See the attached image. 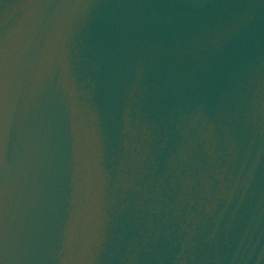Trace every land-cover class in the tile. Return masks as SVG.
I'll return each mask as SVG.
<instances>
[{"label":"water","instance_id":"1","mask_svg":"<svg viewBox=\"0 0 264 264\" xmlns=\"http://www.w3.org/2000/svg\"><path fill=\"white\" fill-rule=\"evenodd\" d=\"M0 264H264V0H0Z\"/></svg>","mask_w":264,"mask_h":264}]
</instances>
